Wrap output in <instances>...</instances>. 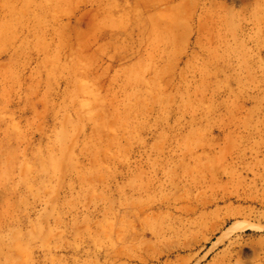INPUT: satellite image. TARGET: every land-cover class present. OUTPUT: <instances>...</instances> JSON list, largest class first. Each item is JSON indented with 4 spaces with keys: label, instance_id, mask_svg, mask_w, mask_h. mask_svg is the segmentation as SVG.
Here are the masks:
<instances>
[{
    "label": "rangeland",
    "instance_id": "374dc122",
    "mask_svg": "<svg viewBox=\"0 0 264 264\" xmlns=\"http://www.w3.org/2000/svg\"><path fill=\"white\" fill-rule=\"evenodd\" d=\"M0 264H264V0H0Z\"/></svg>",
    "mask_w": 264,
    "mask_h": 264
}]
</instances>
